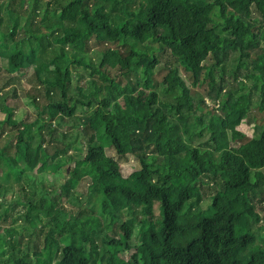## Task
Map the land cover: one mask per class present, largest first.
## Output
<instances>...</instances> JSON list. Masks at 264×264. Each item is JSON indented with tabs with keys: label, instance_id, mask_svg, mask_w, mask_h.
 Segmentation results:
<instances>
[{
	"label": "trees",
	"instance_id": "16d2710c",
	"mask_svg": "<svg viewBox=\"0 0 264 264\" xmlns=\"http://www.w3.org/2000/svg\"><path fill=\"white\" fill-rule=\"evenodd\" d=\"M92 38L103 45L98 64ZM232 52L233 78L253 81L262 115L249 92L237 93L247 83L225 90ZM168 53L171 99L162 100L155 72ZM0 58L6 72L29 70L44 87L25 98L33 121L0 95V197L15 181L30 226L50 228L33 259L6 255L0 234V263L264 264V0H0ZM73 66L88 71V87ZM206 80L214 105L191 92ZM249 117L253 136L239 129ZM108 148L140 169L124 177ZM66 165L70 179L53 195L46 183ZM84 178L93 215L63 205ZM117 227L118 238L104 231Z\"/></svg>",
	"mask_w": 264,
	"mask_h": 264
},
{
	"label": "rangeland",
	"instance_id": "374dc122",
	"mask_svg": "<svg viewBox=\"0 0 264 264\" xmlns=\"http://www.w3.org/2000/svg\"><path fill=\"white\" fill-rule=\"evenodd\" d=\"M254 16H259V14L256 12ZM2 31H7V25L9 24L7 14L3 12L2 14ZM102 49L103 45L100 44L98 41L95 40V38H92L87 46V52L90 60L96 64L99 63V61L102 58ZM123 50V49H122ZM51 50H47V55H50ZM43 55V54H42ZM45 55V54H44ZM239 53H230V55L227 58V62L225 63L223 70L224 75L226 76V80L224 82L225 90L229 87H232V83L239 84L240 81L247 83L248 86L245 87L242 90H238L237 93L242 92H249L252 97V103H251V109L255 114H263L260 113L257 109V102L259 100V93L256 89H254L253 81L251 79H248L244 77V75L240 76L239 82L235 81L233 78V72L237 68L238 62H239ZM171 55L164 54L161 56V62L162 67L158 68L155 72V79L157 84V90L160 93V97L162 100H170L169 94H167L162 86H163V78L166 75L167 71L169 70V67L171 66L169 60H171ZM209 62H213V59L210 58ZM3 60L0 58V95L7 97L9 101L12 102L15 112L18 111H26L27 116L24 118L25 120L33 121L34 118H36L37 114L28 107V105L25 102V98L29 93H37L40 95L44 91V87L40 85V83L36 80L34 74L32 72H29L25 74L24 76L20 77L19 75H13L5 71L3 65ZM74 72L80 71L83 73L84 79L82 80V85H87V79H89V74L86 69L83 67L75 68L73 66ZM187 79L188 82L192 81V76L190 73L186 72L185 70L182 71ZM220 71L218 72V79L220 82H223L220 77ZM124 83L125 80H122ZM191 92L196 100H206L209 105H214L215 101L212 99L211 96V89L209 81L206 80L201 84L193 85L191 86ZM55 99H58V95L55 96ZM218 106V103H217ZM204 110H205V106ZM209 109V108H208ZM78 117L82 115L81 110L77 111ZM0 115V119H1ZM210 114H207L205 116V121L208 120L210 117ZM250 120H245L242 124L239 125V129L247 133L249 136H253L254 131V125L251 121H253L254 117H249ZM70 125H73L75 123H78L77 120H72L69 122ZM77 125V124H75ZM198 126V125H197ZM75 129V128H72ZM61 131V128H58L56 130V134ZM207 137V136H206ZM204 137V139H206ZM4 138L0 139V142L3 141ZM240 140L241 142L245 141ZM240 142V143H241ZM235 144H238V142H235ZM49 150H52V146L46 143ZM107 154L114 157L115 160L120 165L121 171L123 173L124 177H128L131 173H133L135 170L140 169V163L137 159H135L133 156L128 155L127 157L120 158L115 155L114 151L111 148L107 149ZM69 170V167L66 165L62 168L58 167L55 171L51 172L52 181L51 183H46L49 189V191L52 192L53 195L60 194L63 189L66 186V183L70 179L69 172L66 171ZM7 173H10V171L7 169ZM0 174H2V169L0 168ZM11 174V173H10ZM13 177V176H11ZM14 178V177H13ZM15 179V178H14ZM17 181V180H16ZM36 185H38L37 178L35 179ZM21 183L25 184L27 186L26 182V176L24 175L23 180ZM11 186H9V190L3 194V196L0 197V234L4 237V240L7 239V244L5 245V251L6 255L9 254V252L12 250L15 255H19L21 252H28L29 256L31 258H34V251L35 250H42L45 246V240L47 235L50 232V228L47 225V220L44 221V225L42 224L39 227L33 228L30 226V223L25 219V207L19 202L20 195H19V189L15 187V181H11ZM89 186L90 181L87 178L82 179L76 187H74L69 195V198L63 199V205L67 208L72 210L73 212H78L79 210L85 211L93 215L92 212H90L91 206H90V199L94 201L93 197L91 196V193L89 192ZM63 187V189H62ZM211 191H213L212 187H206V194L204 196V200L202 201L200 207L201 210H204L208 207L210 203V197H211ZM213 193V192H212ZM257 210L262 216V220L264 221V208L262 203H257ZM6 213V215H5ZM5 215V216H4ZM126 218V216L124 217ZM123 218V219H124ZM158 218V208L156 206L155 209V220ZM262 223V222H261ZM11 229L12 231L10 233L5 232L6 230ZM118 227L116 228L115 232H110L106 229H104L105 233L108 234L109 237H115L118 238ZM98 246L102 245L101 240L97 239ZM8 252V253H7ZM5 255V256H6ZM127 257V254L125 255ZM2 264V263H0Z\"/></svg>",
	"mask_w": 264,
	"mask_h": 264
}]
</instances>
